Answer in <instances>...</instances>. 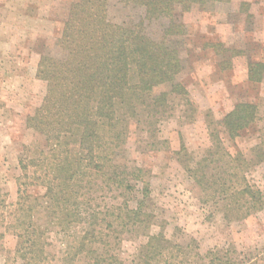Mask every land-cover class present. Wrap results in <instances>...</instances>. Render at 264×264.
I'll list each match as a JSON object with an SVG mask.
<instances>
[{"label": "trees", "instance_id": "16d2710c", "mask_svg": "<svg viewBox=\"0 0 264 264\" xmlns=\"http://www.w3.org/2000/svg\"><path fill=\"white\" fill-rule=\"evenodd\" d=\"M119 3L141 10V17L136 22L113 21L110 9ZM215 4L234 5V15L249 24L255 19L253 3L246 1L71 0L53 43L61 55H40L37 77L46 81V94L25 119L27 129L43 139L31 156L28 146L18 156L22 183L7 226L17 241L15 263L52 264L47 248L53 234L65 239L56 264H127L109 252L110 247L120 243V231L137 228L146 233V241L129 264H251L231 245L202 255L193 241L182 244L161 232L150 233L155 222L143 202L136 208L127 201L110 207L97 203L105 191L120 195L121 189L132 190L131 181L141 179L120 159L129 125L142 119L153 133L159 117L170 114V98L184 97L187 103L188 91L179 79L183 63L178 45L188 30L177 14L211 12ZM161 20L165 23L153 38L147 25ZM206 45L218 57L224 54L221 70L231 66L230 56H245L247 81L264 82L263 60L221 43ZM242 98L221 119L208 122L209 146L194 166H185L200 189V201L220 209L227 222L263 205L245 176L248 161L225 145L257 120V104ZM178 153H187L184 145ZM35 185L41 192L31 191ZM73 226L78 231L71 232Z\"/></svg>", "mask_w": 264, "mask_h": 264}, {"label": "rangeland", "instance_id": "374dc122", "mask_svg": "<svg viewBox=\"0 0 264 264\" xmlns=\"http://www.w3.org/2000/svg\"><path fill=\"white\" fill-rule=\"evenodd\" d=\"M233 1L253 3L252 24L234 15L235 6L230 4H215L211 12L177 14L178 21L188 30L178 45L183 63L179 79L188 91L187 103L184 97L170 98V114L159 117L153 133L146 130L142 119L141 124L129 125L120 159L126 170L139 174L144 185L141 179L131 181L132 190L121 189L120 195L105 191L104 198L97 203L110 207L127 201L129 207L136 208L143 202L149 219L155 222L150 225V233L161 232L168 240L182 244L193 241L202 255L231 245L249 263L264 264V82L253 85L247 81L245 56H230L231 66L221 70L219 64L224 54L218 57L206 45L221 43L243 49L250 57L264 61V0ZM70 2L0 0V264H20L13 261L17 241L7 227L17 201L18 185L22 183L18 156L24 152V146L30 148L31 156L43 139L27 129L25 119L46 94V81L37 77L40 55H61L53 43ZM110 17L116 22H136L141 10L121 8L119 3L117 8L110 9ZM164 23L161 20L148 24L147 33L158 38ZM241 98L257 104V120L235 140H225V145L232 154L240 153L248 161L245 176L259 192L263 205L245 218L227 222L220 209L200 201V189L185 166H194L209 146L208 122L213 117L221 119ZM182 145L188 154L178 153ZM30 189L34 194L42 190L38 185ZM75 231L78 226L72 227L71 232ZM119 234L120 243L111 245L112 250L108 251L129 264L146 241V233L133 228ZM49 240L47 252L51 263L56 264V258L63 254L65 239L51 234Z\"/></svg>", "mask_w": 264, "mask_h": 264}]
</instances>
